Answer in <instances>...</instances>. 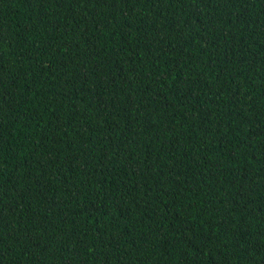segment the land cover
<instances>
[{
  "label": "trees",
  "instance_id": "obj_1",
  "mask_svg": "<svg viewBox=\"0 0 264 264\" xmlns=\"http://www.w3.org/2000/svg\"><path fill=\"white\" fill-rule=\"evenodd\" d=\"M0 264H264V0H0Z\"/></svg>",
  "mask_w": 264,
  "mask_h": 264
}]
</instances>
